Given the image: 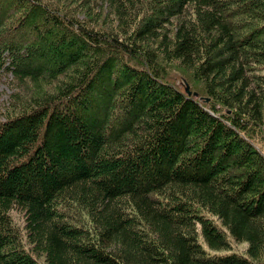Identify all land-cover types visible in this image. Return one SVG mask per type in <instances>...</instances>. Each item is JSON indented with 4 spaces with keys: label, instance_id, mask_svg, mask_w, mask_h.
I'll return each instance as SVG.
<instances>
[{
    "label": "trees",
    "instance_id": "trees-1",
    "mask_svg": "<svg viewBox=\"0 0 264 264\" xmlns=\"http://www.w3.org/2000/svg\"><path fill=\"white\" fill-rule=\"evenodd\" d=\"M263 63L264 0H0V264H264Z\"/></svg>",
    "mask_w": 264,
    "mask_h": 264
},
{
    "label": "rangeland",
    "instance_id": "rangeland-1",
    "mask_svg": "<svg viewBox=\"0 0 264 264\" xmlns=\"http://www.w3.org/2000/svg\"><path fill=\"white\" fill-rule=\"evenodd\" d=\"M95 1L97 2L98 5L100 4V0H95ZM98 12H100V14H102V18H101V20L97 26L99 27L100 30H105L107 28V26L106 27H104V25L100 26V24H103L104 22H108L112 18L110 16V13L108 10L107 11L105 9H98V10L95 9V11L92 10V14L94 13L95 15H98ZM111 27L112 26H109L108 30L111 29ZM173 73L176 74L178 72L173 71ZM258 74H260L264 77V63L258 69ZM11 82H12V77L10 74H8L7 76H4L0 79V118L3 116V114H6L7 112H9L11 105L13 104L12 98L14 95L18 94V89L15 88ZM180 82L182 83L181 80H180ZM260 144L262 146H260L258 148H260V153L264 156V142H260ZM66 216H68L69 220L74 225H78L81 227L89 225L88 217L86 216L85 212L83 210H81L80 208H78L77 206L73 205V206H71V208L69 207V209H67V211H66ZM10 217L12 219V223H13L14 227L16 228V230H18V232H20L22 247L27 250L29 248V246H28V244L25 240V237L23 235V231H22L23 219H22L21 214H19L18 212L13 210L10 212ZM245 246L246 245L244 243L240 244V243L232 242L231 243V252H234L238 255L243 254ZM39 261H41V260H39Z\"/></svg>",
    "mask_w": 264,
    "mask_h": 264
},
{
    "label": "water",
    "instance_id": "water-1",
    "mask_svg": "<svg viewBox=\"0 0 264 264\" xmlns=\"http://www.w3.org/2000/svg\"><path fill=\"white\" fill-rule=\"evenodd\" d=\"M185 91H186V93L187 94H189V92H188V87L186 86V88H185ZM196 94H194V96H195Z\"/></svg>",
    "mask_w": 264,
    "mask_h": 264
}]
</instances>
